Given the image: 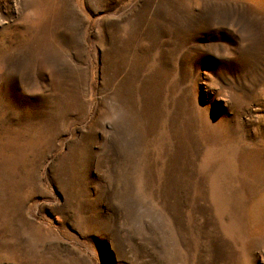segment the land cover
I'll return each mask as SVG.
<instances>
[{
    "label": "rangeland",
    "instance_id": "obj_1",
    "mask_svg": "<svg viewBox=\"0 0 264 264\" xmlns=\"http://www.w3.org/2000/svg\"><path fill=\"white\" fill-rule=\"evenodd\" d=\"M0 264H264V0H0Z\"/></svg>",
    "mask_w": 264,
    "mask_h": 264
}]
</instances>
